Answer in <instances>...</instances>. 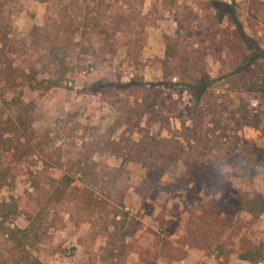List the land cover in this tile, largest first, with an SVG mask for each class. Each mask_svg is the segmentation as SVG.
<instances>
[{"label":"rangeland","instance_id":"1","mask_svg":"<svg viewBox=\"0 0 264 264\" xmlns=\"http://www.w3.org/2000/svg\"><path fill=\"white\" fill-rule=\"evenodd\" d=\"M255 2L264 0H234L264 50V5L257 11ZM214 8L212 0H0L25 71L15 89L0 81L1 120L16 116L17 103L33 104L44 144L0 203L20 206L5 229L31 220L25 244L42 264H264V97L240 82L246 63L217 49L220 37L211 41ZM191 30L202 33L194 47ZM174 40L182 49L173 52H192L190 69L212 80L200 103L187 91L189 66L171 57ZM63 51L74 82L34 90L56 77L53 52ZM135 76L149 86L115 90ZM97 86L101 93L77 94ZM256 115L260 127H248ZM5 229L0 264L15 254ZM189 245L204 255L189 258ZM258 249L260 262L239 259Z\"/></svg>","mask_w":264,"mask_h":264},{"label":"trees","instance_id":"2","mask_svg":"<svg viewBox=\"0 0 264 264\" xmlns=\"http://www.w3.org/2000/svg\"><path fill=\"white\" fill-rule=\"evenodd\" d=\"M212 1L215 8L212 21L214 38H212L211 41L220 37L217 49L222 50V52H228L227 55L229 58H234L240 63H246L245 68L242 70L239 69L237 73L241 74V76L239 75L240 82L246 85L249 80L250 83L247 84L249 87L248 92L264 97V50L254 38L246 34L245 28L237 15L234 0L231 2H223L221 0ZM255 5L257 6V11H260L259 7L262 8L264 3L255 2ZM224 23H226V27H224ZM179 34L180 32H178V35ZM10 36V26L0 21V81L5 80V84H7L10 89H15L17 88L14 81L15 78L24 75L25 71L20 67L21 64L17 61L20 54L11 50ZM201 36V32L191 30L188 37L195 40L191 42L190 46L194 47V45L202 43L196 42L197 40L199 41ZM211 37L212 36H208L210 39ZM182 38L183 37L180 39ZM169 41L173 44V38H170ZM174 43H176V46H170L172 50L171 57L175 59L180 57L183 61L182 63L189 66L187 72L191 73L189 76H191L192 80L186 85L187 91L195 99L196 103H200L210 95L213 86L212 80L204 70L190 69V66L194 65V61H191L194 58V54L192 52L185 54L181 51L179 53H174L173 51H175L176 48H181L178 40H174ZM65 55L64 51L62 55L58 52H53L54 58L52 60V65L56 67V71H54L56 77L36 82V85L32 86L34 90L49 93L52 90L67 87L66 85L69 82H74L73 79L67 76L69 69L65 66ZM14 65H17V67H14ZM246 71L249 74H246ZM244 72L245 74L243 75ZM196 74L197 76H194ZM148 86L149 85L145 84L142 78L135 76L131 79L130 83L115 85L114 87L116 89H114L122 94L126 90L133 89L134 91H139L140 87L144 88ZM101 91L102 89H99L97 86L93 90H78L77 94L91 95L94 93H101ZM4 104H7V102H4ZM16 105H20L16 116L13 118L9 117L5 121H2V117L0 116V192L3 188L9 187L14 183L20 174L24 172L22 166L32 157L38 156L44 146L41 137L32 130V113L35 110L33 104H23V106H21V104L17 103ZM247 123H249L248 127L258 129L260 127V118L256 115L251 122H246V124ZM254 151L260 152L256 147ZM180 157V155H176L173 161L179 160ZM261 162H263V160L260 157V163ZM60 167L62 168L63 166ZM78 167L79 169L82 168V164L79 163ZM110 171L112 170L110 169ZM118 171L121 172V169ZM60 183L68 188L73 181L65 176ZM19 207L20 206L14 198H11L10 202L0 203L1 230L5 229L4 225L7 221L16 218L20 214ZM35 208L37 209L38 207L35 206ZM27 218H30V216H27ZM28 220L30 224L26 228L5 229V234L8 235L9 241L15 246L13 259L6 264H42L34 258L31 252L26 248L28 244L25 243L26 240L29 239L31 233L30 225L32 224L31 220ZM256 257H258V259L255 260ZM239 259L241 261L258 263L263 259V255L258 249L255 254L253 252L241 254Z\"/></svg>","mask_w":264,"mask_h":264},{"label":"crops","instance_id":"3","mask_svg":"<svg viewBox=\"0 0 264 264\" xmlns=\"http://www.w3.org/2000/svg\"><path fill=\"white\" fill-rule=\"evenodd\" d=\"M197 248L193 247V246H186V250H187V256L189 258H193L196 257L197 259H199L200 257H202V255H204V251H202L199 246H196Z\"/></svg>","mask_w":264,"mask_h":264}]
</instances>
